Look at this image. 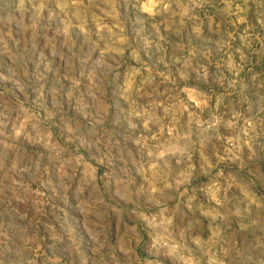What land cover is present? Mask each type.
Segmentation results:
<instances>
[{"label":"rangeland","instance_id":"obj_1","mask_svg":"<svg viewBox=\"0 0 264 264\" xmlns=\"http://www.w3.org/2000/svg\"><path fill=\"white\" fill-rule=\"evenodd\" d=\"M0 264H264V0H0Z\"/></svg>","mask_w":264,"mask_h":264}]
</instances>
